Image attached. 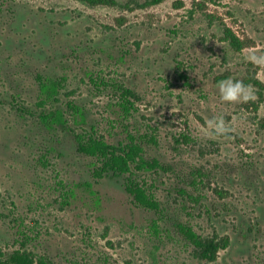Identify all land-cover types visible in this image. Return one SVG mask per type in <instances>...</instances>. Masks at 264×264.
<instances>
[{"label": "rangeland", "instance_id": "374dc122", "mask_svg": "<svg viewBox=\"0 0 264 264\" xmlns=\"http://www.w3.org/2000/svg\"><path fill=\"white\" fill-rule=\"evenodd\" d=\"M116 1L0 0V249L52 264H264V101L255 108L253 86L254 99L224 102L216 87L252 74L264 85V65L247 60L264 52V0ZM224 27L249 45L232 49ZM89 75L135 91L136 112L118 120L115 99ZM40 78L59 85L46 108L64 110L78 132L94 126L117 144L128 125L142 140L144 158L164 166L139 178L159 213L135 205L122 177L96 182L72 135L40 124ZM67 102L85 126L73 125ZM216 115L231 139L207 134ZM177 224L229 246L199 260Z\"/></svg>", "mask_w": 264, "mask_h": 264}, {"label": "trees", "instance_id": "16d2710c", "mask_svg": "<svg viewBox=\"0 0 264 264\" xmlns=\"http://www.w3.org/2000/svg\"><path fill=\"white\" fill-rule=\"evenodd\" d=\"M90 6H118L116 0H79ZM163 0H144L140 7L153 6L161 3ZM223 38L227 41L232 49L241 51L249 45L248 41L240 39L230 28L224 27ZM255 73V72H254ZM89 81L93 88L98 92H110L115 99V105L118 107L119 119L127 121L129 117L136 112L135 101L137 94L132 89L126 87L124 83L117 81L105 80L104 77L98 75H89ZM246 83H250L257 88V103L264 101V85L255 77L254 74L247 77ZM40 93L45 96L38 103V107L42 110L38 114L40 124L47 131H54L57 128L62 129L72 135L76 144V151L93 161L90 164V174L96 182L107 177L123 178V186L125 192L132 198L135 205L156 213L160 212V204L154 195L150 192L149 187L142 177L143 173L163 171L164 166L157 160H146L143 156L142 140L131 135L124 127L127 133L126 142L113 144L96 131L94 126L88 129L80 128L78 132L72 127L70 120L66 116V112L61 108L47 109L46 106L52 101H57L59 85L56 81L49 79H39ZM66 109L71 112L72 123L76 127H83L87 123L84 111L75 103L67 102ZM16 110L22 113L31 114V111L24 107H16ZM88 188L92 186L85 183ZM62 183H58L60 188L63 187V199H67L68 190L64 189ZM71 192V190L69 191ZM181 194L184 191H180ZM179 232L185 236L187 241L194 248V255L199 260L205 262H213L217 259L218 253L225 250L229 246V238H217L212 236L209 238L202 237L195 233L191 228L177 224ZM23 246H25L23 244ZM0 264H52L50 260L43 256H37L35 253L18 249L12 253L6 254L0 249Z\"/></svg>", "mask_w": 264, "mask_h": 264}, {"label": "clouds", "instance_id": "9594fccd", "mask_svg": "<svg viewBox=\"0 0 264 264\" xmlns=\"http://www.w3.org/2000/svg\"><path fill=\"white\" fill-rule=\"evenodd\" d=\"M247 60L256 65H264V52H250ZM220 99L228 103H243L255 98L253 85L241 79L227 77L217 82ZM206 131L209 136L231 139L233 129L223 115H216L206 122Z\"/></svg>", "mask_w": 264, "mask_h": 264}]
</instances>
